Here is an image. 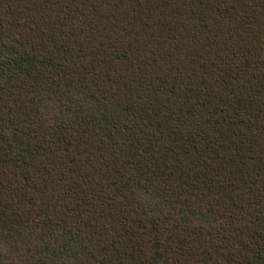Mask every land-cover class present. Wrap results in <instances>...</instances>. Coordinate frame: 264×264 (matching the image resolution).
<instances>
[{
	"label": "trees",
	"instance_id": "1",
	"mask_svg": "<svg viewBox=\"0 0 264 264\" xmlns=\"http://www.w3.org/2000/svg\"><path fill=\"white\" fill-rule=\"evenodd\" d=\"M0 264H264V0H0Z\"/></svg>",
	"mask_w": 264,
	"mask_h": 264
}]
</instances>
